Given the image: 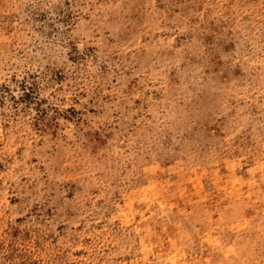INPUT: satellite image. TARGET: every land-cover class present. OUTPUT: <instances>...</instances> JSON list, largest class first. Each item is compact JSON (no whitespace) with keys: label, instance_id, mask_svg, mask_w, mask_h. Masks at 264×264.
Returning <instances> with one entry per match:
<instances>
[{"label":"rangeland","instance_id":"obj_1","mask_svg":"<svg viewBox=\"0 0 264 264\" xmlns=\"http://www.w3.org/2000/svg\"><path fill=\"white\" fill-rule=\"evenodd\" d=\"M0 264H264V0H0Z\"/></svg>","mask_w":264,"mask_h":264}]
</instances>
